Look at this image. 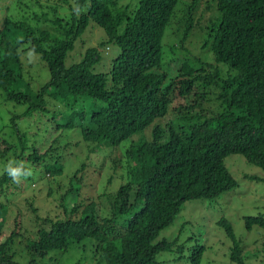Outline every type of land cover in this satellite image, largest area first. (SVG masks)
I'll list each match as a JSON object with an SVG mask.
<instances>
[{
    "label": "trees",
    "instance_id": "trees-1",
    "mask_svg": "<svg viewBox=\"0 0 264 264\" xmlns=\"http://www.w3.org/2000/svg\"><path fill=\"white\" fill-rule=\"evenodd\" d=\"M212 1L216 13L204 28L194 25L193 14L202 4L210 11L208 0L182 3L174 17L180 0H54L45 10L0 0V264H19L17 248L35 264L86 239L96 245L98 264H158L170 252L179 261L185 250L179 239L158 238L187 202L237 187L225 158L241 155L264 169V0ZM91 23L105 40L85 49L80 37ZM77 45L83 53L74 57ZM111 46L118 53L100 63ZM193 94L190 110L200 114L178 107L166 120L173 102ZM84 98L99 105L86 109ZM204 103L220 112L201 117ZM77 131L83 142L129 145L126 166L121 156L111 163L125 167L115 194L96 196L88 183L96 172L84 164L53 196L59 187L53 190L49 177L60 176L62 165L59 157L49 160ZM34 179L48 181L43 203L53 205L46 213L37 207ZM244 220L248 230L264 229L261 216ZM218 225L233 243L230 260L245 264L230 223ZM202 252L193 250L191 264H200Z\"/></svg>",
    "mask_w": 264,
    "mask_h": 264
},
{
    "label": "rangeland",
    "instance_id": "rangeland-1",
    "mask_svg": "<svg viewBox=\"0 0 264 264\" xmlns=\"http://www.w3.org/2000/svg\"><path fill=\"white\" fill-rule=\"evenodd\" d=\"M23 0L24 3L36 5L37 9L40 10L39 5L44 7V10L49 6L53 5L54 0ZM139 0H135L137 4ZM191 0H180L177 7L175 8V16L179 5L182 3H190ZM210 1L211 10L207 11L202 4L198 9L195 10L193 14V23L196 27H200L207 23V21L213 17L216 13V5L212 0ZM120 5H127L129 0H118ZM202 2H207V0H202ZM16 10H18L16 8ZM12 15V14H11ZM4 6L0 2V20L4 17ZM172 17V18H173ZM92 27V28H91ZM207 27L205 24L204 28ZM90 29V30H89ZM170 32V27L166 29L164 34L162 45H166V38ZM16 42L21 38L19 34L13 35ZM188 40H194L198 43V36L193 38L192 35L189 36ZM81 42L85 49L93 46H97L100 41L105 40V34L101 28L91 23L83 35L80 37ZM194 45V43H193ZM78 46V45H77ZM83 46H78L76 49V55L79 56V52L83 53ZM188 47H191L188 45ZM118 53L116 47L111 46L108 52L103 50L100 53L101 61H111L115 55ZM199 57H202V53H199ZM79 61L80 58H75ZM27 65H32L35 63V59H25ZM212 61V57L210 58ZM167 61V60H166ZM66 65L69 64V60L66 59ZM100 63L94 67V72L99 70ZM169 64V61H168ZM167 64V65H168ZM43 66V65H42ZM108 67V62L103 66L102 71H106ZM177 68V65L174 69ZM44 73L41 74V81L45 82L48 80L49 76L47 73V68L44 65L42 67ZM164 70V67H163ZM32 75L36 77L38 75L39 69H32ZM198 99L195 94H193L189 99H179L173 102L170 106L166 120L171 117L174 109L182 107L187 109L186 111L192 112V114H200V109H191L192 103ZM85 103V108L91 106V110L95 108V105H99V102L94 103L91 99H83ZM92 101V102H91ZM94 103V105H93ZM216 110L209 104L204 103L201 106V117L209 118L211 112L214 111V115L220 112V106H215ZM88 114L90 113V111ZM184 110V112H186ZM73 143L72 145H66V142ZM79 141V142H78ZM78 142V144H77ZM76 143V144H75ZM58 150L55 152L54 156L49 160L50 162L56 161V157H59L60 163L62 165V173L60 176H52L50 179V186L54 189H58L54 192V197L59 198L61 195L62 186L65 183L68 185V180L72 176L76 167H80L84 164L96 172L95 179H89L88 183L92 184L93 192L96 196L105 195L110 196L115 194L120 185L122 184L121 177H125V151L128 144L119 146L118 148H113L106 143H91L83 142L77 131L76 135L67 137L66 139H61L58 144ZM121 156L122 164L114 169L111 165L115 159ZM224 164L230 175L237 183V187L233 190L224 192L217 198L212 200H196L187 202L182 210L180 211L178 217L171 227L163 231L158 240H168L172 241L176 238L179 239L180 245L183 244L185 247L183 258L179 261H175L178 257L174 252L162 253L156 258L158 264H191V258L193 250L196 248H203L200 264H234L230 260V253L232 250L233 243L227 238L222 227L218 225L221 219H225L230 223L233 229V233L237 242L242 249V257L245 264H264V229L253 226L250 230L245 227V218H264V169L257 166L251 165L246 162V160L241 155H230L225 158ZM126 166V165H125ZM43 177V176H42ZM41 178V176H40ZM112 179V181H110ZM36 180V179H34ZM37 188L35 192L39 194V211L46 213L48 212L51 205H53L49 200L43 203L45 190L48 188V181L42 179L37 181ZM66 185V186H67ZM36 186H32L34 188ZM84 192V191H83ZM87 193V192H84ZM27 195V193H24ZM16 198L13 197V200ZM22 201V200H20ZM13 208L16 209V201L12 204ZM27 217V214L24 213ZM16 217V210H12L8 213L7 227H11L12 222ZM7 234V232H6ZM19 245V243H16ZM17 262L19 264H31L30 257L23 253V250L16 249ZM98 256L96 254V245L92 239H86L79 244H74L69 247L66 252H54L51 253L44 260H37L35 264H98Z\"/></svg>",
    "mask_w": 264,
    "mask_h": 264
}]
</instances>
